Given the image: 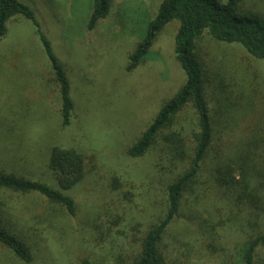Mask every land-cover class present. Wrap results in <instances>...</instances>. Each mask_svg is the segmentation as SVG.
Listing matches in <instances>:
<instances>
[{
    "label": "rangeland",
    "instance_id": "374dc122",
    "mask_svg": "<svg viewBox=\"0 0 264 264\" xmlns=\"http://www.w3.org/2000/svg\"><path fill=\"white\" fill-rule=\"evenodd\" d=\"M16 1L32 10L63 65L75 107L70 125L62 127L57 85L36 29L22 16L8 21L0 39V170L54 186L47 169L52 148H75L87 155L84 179L66 192L76 206L72 218L37 195L5 193L11 220L32 244L48 249V259L41 255L30 264H130L143 233L165 209L167 185L187 166L171 157L160 138L144 157L127 155L161 105L185 82L174 56L178 23H169L147 58L128 73L127 58L161 0H113L109 16L92 31L87 25L93 0ZM237 14L264 17V0H243ZM195 45L205 71L214 139L187 201L193 208L197 196L203 198L200 218L208 227L221 224L215 252H206L198 227L184 210L168 233V254L176 264H236L245 235L264 232V213L259 215L249 202L234 206L222 199L211 206L214 195L221 194L212 170L238 157L249 167L254 195L257 184L264 183V63L207 32ZM196 125L195 111L188 106L175 128L189 147ZM0 264L22 263L0 247ZM255 264H264V247Z\"/></svg>",
    "mask_w": 264,
    "mask_h": 264
},
{
    "label": "trees",
    "instance_id": "16d2710c",
    "mask_svg": "<svg viewBox=\"0 0 264 264\" xmlns=\"http://www.w3.org/2000/svg\"><path fill=\"white\" fill-rule=\"evenodd\" d=\"M242 1L228 0L225 4H221L217 0H161L154 19L147 25L143 38L127 58L126 72L130 73L147 58L165 27L173 21L178 23L174 37V56L175 62L185 75V82L161 105L140 138L128 148L127 155L134 159L144 157L160 138L167 146L171 157L184 164L187 161V166L174 175L167 185L165 209L143 233L139 252L130 264H166V261L176 264V258L169 257L166 239L170 237L169 231L176 221L180 220L184 210H188L189 222L195 223L198 227L203 250L206 252L213 250L212 253L216 250L214 237L216 227H220L221 223L217 221V224L212 227L206 226L198 210V206L203 204L201 201L203 198L200 196H197V204L193 208L188 207L187 201L194 193L201 172V164L208 155L214 139L206 94V76L203 65L199 62L195 42L204 32H207L218 43L240 45L250 56L264 63V17L238 15V5ZM112 4L113 0H93L87 25L88 31L94 30L100 21L109 16ZM17 16L24 17L36 29L44 56L47 58L57 85L61 126L68 127L75 107L71 98L70 82L32 10L16 0H0V39L7 33V22ZM188 106L194 109L197 120V131L193 134L191 147L187 146L182 133L175 128L179 115ZM86 159L87 155L80 149L52 148L47 169L54 186L0 170V247L5 256H11L22 264H30L41 255L47 259L49 257L48 249L32 244L29 236L22 229H18L11 220L13 210L8 208L5 193L22 196L37 195L61 208L67 218H72L76 216V206L66 192L72 190L84 179ZM233 159L234 161L222 162L213 167L215 186L219 187L221 194L217 192L214 195L211 206L215 207L217 203L222 202V199L234 206L246 207L249 202L251 205L254 204L260 210L259 215H262L264 213V190L262 189L264 183L257 184V194L254 195L252 191L255 187L250 182L248 165L244 162L240 164L238 157ZM212 184L214 186L213 182ZM227 208H230L228 212L232 211L231 206L227 205ZM118 223L119 220L116 219V224ZM263 247L264 232L245 235L237 248L236 264H255L257 252ZM43 258L40 259L43 260ZM81 264L92 263L82 260Z\"/></svg>",
    "mask_w": 264,
    "mask_h": 264
}]
</instances>
